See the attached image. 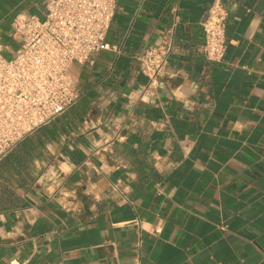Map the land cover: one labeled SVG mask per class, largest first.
<instances>
[{"label":"crops","instance_id":"0c3cea01","mask_svg":"<svg viewBox=\"0 0 264 264\" xmlns=\"http://www.w3.org/2000/svg\"><path fill=\"white\" fill-rule=\"evenodd\" d=\"M46 2L0 0L6 48ZM211 3L116 1L118 52L75 64L80 101L0 162V264H264V0H223L220 63ZM170 34L148 90L136 56Z\"/></svg>","mask_w":264,"mask_h":264},{"label":"built area","instance_id":"2783aa9c","mask_svg":"<svg viewBox=\"0 0 264 264\" xmlns=\"http://www.w3.org/2000/svg\"><path fill=\"white\" fill-rule=\"evenodd\" d=\"M117 0H47L43 17L17 15L11 40L17 49L10 58L0 39V162L18 144L50 125L81 99L75 64L89 63L99 52H118L106 41ZM223 0H212L200 26L203 53L220 63L226 52ZM173 34L161 44L145 47L137 56L148 90L159 86L176 53Z\"/></svg>","mask_w":264,"mask_h":264},{"label":"rangeland","instance_id":"374dc122","mask_svg":"<svg viewBox=\"0 0 264 264\" xmlns=\"http://www.w3.org/2000/svg\"><path fill=\"white\" fill-rule=\"evenodd\" d=\"M6 46H7V48H6L5 52L3 53V55L10 58L11 53H12L11 51L15 48L16 44L13 43L11 40H7Z\"/></svg>","mask_w":264,"mask_h":264}]
</instances>
